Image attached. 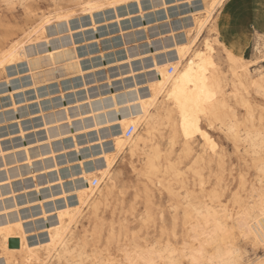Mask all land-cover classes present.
Listing matches in <instances>:
<instances>
[{
  "label": "bare ground",
  "instance_id": "obj_1",
  "mask_svg": "<svg viewBox=\"0 0 264 264\" xmlns=\"http://www.w3.org/2000/svg\"><path fill=\"white\" fill-rule=\"evenodd\" d=\"M8 1L14 2V0ZM29 1H26V3ZM73 1L75 2H72V4H75L66 8H58L56 6L55 10L42 12L23 31L22 35L12 38L0 47V73H4L7 66L25 58L32 69L41 68L35 73L39 77V80L46 81L52 79L56 77L55 72L65 69L67 73H73L71 74L73 76H83V89H86V95L81 97L77 96L78 90L73 89L76 96L74 99H69L67 104L71 102L76 103L72 105H67L66 102L58 103L57 106L59 105L60 107L42 114L44 118L42 129L47 131L46 141H41L43 139L39 137L31 145H24L22 147L15 145L10 152H5L0 147V155L3 158L0 170L2 172L0 175V255L3 257L5 264H104V262H93L89 254L85 255L87 238L93 234L95 236V233H91L94 230L90 232L91 228L81 229L84 233L80 235L79 232L77 235L75 231L76 226L74 227V225L78 223L79 218L84 213V209L87 207L90 210L91 220H100L103 217L100 216L103 213V206L107 205L109 198L120 194V192H117L119 182H117L116 172L114 173L113 170L117 160H119L118 157L123 154L129 155L131 159H138L140 161L141 166L138 173L146 178V182H150V184H145V190H150L149 186H151V183L156 182V184L158 183L166 187L167 190L165 191L169 192L168 197H171L172 200L175 198V200L177 199L176 201L182 202L185 205L183 210L181 209L183 212L182 225H184L183 229H186L187 232H184L186 238H184L183 245L180 243L181 247L173 246L171 243L164 245L162 241L160 242L164 246H158L156 243L158 241L151 245H140L136 241L130 242L129 246L125 244V247L120 248L123 253L120 257L107 258L109 261L107 264H231V262L237 260L240 261V264H252V262L262 259L258 257V259L250 260L249 257L243 260L246 255L243 257V251L238 247V243H235V239L238 236V238L241 237L246 242L250 240L254 247H261L264 250V246H262L264 241H261V236L264 235L261 232V228H264V223H261V211L264 208V183L261 182L264 180V107H262L261 112L259 111V115H256L249 92V87H251L257 94L260 93L264 96V70L256 71V73L251 71L249 64L245 61V57L242 56L244 48L241 46L235 45V49H231L223 45L224 51L232 64L230 68L232 85L230 91H228L226 88L228 86L229 73L227 75L221 69L213 44H209L208 46L210 51H203V45L197 46L207 25L211 23L210 31H213L211 33L214 34V38H205V40L212 41L214 45L216 43L222 44L215 31L213 19L218 7L223 5L225 0H203V7L201 9L192 11L184 16V18H192L191 22L178 26L183 28L182 32L185 34L182 32L177 34L174 31L176 28L172 26L173 28H170L171 32L164 36L173 37V42L171 44L163 43L162 47L164 51L162 52V49L160 50L161 52L157 53L164 55V52H168L169 56L164 59L162 58L163 60L161 61H155L152 69L147 74L143 75L137 72L132 64L136 59L143 58V55L140 56V54H145L147 51L143 48L145 47L144 43H138V45H135L138 52L134 53L135 55L138 54V57L132 58L129 55L127 60L112 64L117 66L119 72L123 74L125 72L122 71L121 66L129 64L130 70L129 73L127 72L128 75L125 76V79L112 81L110 76H105L104 79L107 81L100 85H90V83L96 82L98 78L102 77L95 74V72L99 71L98 68L84 70L81 66V59L77 53L78 50H76L77 45H75L74 34L79 31L85 32L88 29L96 30L97 25L93 15L105 9H117L121 5L137 3L143 14V5H141L143 0ZM166 2L165 0H152L151 7L153 10L159 9L161 5L167 7ZM33 3L34 1L31 4ZM79 5L82 6L80 11L92 16L93 26L91 28L82 20L84 22L80 21V24L76 26L79 29L73 30L70 21ZM137 15L139 16L140 14ZM156 24H159V22ZM149 27L145 25L143 29L147 30ZM193 33L195 34L192 35ZM54 34H57V37L50 39L49 36ZM181 34L186 35L185 38L177 37V35ZM121 35L123 36L125 33L122 31ZM99 41L100 39L97 38L87 41L86 44ZM261 43L255 45L254 49L256 52L263 54L264 42ZM176 53L179 54L177 61L173 60ZM33 54L36 56L30 59L29 56ZM155 55L153 53V56ZM196 60L199 61L200 65L198 62L194 63V65L198 64V67L193 68V73L195 74L193 77L194 84L189 85L188 75H185L184 69L189 61ZM168 66H173L174 71L170 72ZM232 86L235 90L233 97L237 105L239 104L246 108L244 116H239L231 104ZM111 87H114L113 91L110 90ZM61 97L64 98L65 95L62 93ZM47 98L52 99L53 96ZM10 114L5 115L4 113L5 116H10ZM35 119L37 120V118ZM186 121L188 124L187 137L184 135ZM23 124L25 123L23 122ZM131 125L135 126V130L131 136L126 137V130ZM116 126V129H112ZM216 126L222 131H220L221 133L233 140L238 150H240V146L242 145L243 162L245 161L246 163L249 158H252L253 163L255 162L254 164H256L261 173L258 187L251 185L249 190H244L245 193H242L243 189L241 191L239 189L237 196H233L232 208L229 207L230 204L227 206L229 200L227 204H223L220 200L221 198L219 199V187H226L225 184L223 185V181H225L226 160L225 154L217 149L219 148V144L212 140L214 134H212L213 131L211 132V130ZM80 133L97 134V137L90 139V143H87L91 148L94 145H99L101 148L97 155H94V153L90 155L91 158L89 160L93 161L95 166L87 170L83 169L77 177L81 181L71 191V194L76 196L75 203L67 201L58 202V204L50 208L56 211V217H54L51 225L47 227V238L30 244L27 240V230L24 227V218L29 215L21 213L20 209L33 207L36 202L33 203V199H29L24 195L20 196L16 193V189L14 188L16 186L13 187V182L20 179L24 173L35 172L39 169L45 170L47 173L58 171L59 165L56 161L58 153L51 146L52 142L69 136H72L75 140L76 135ZM22 134L24 133L22 132ZM197 140L201 142L200 150L198 153H194ZM75 146L79 148L77 142ZM214 148L215 151H213ZM195 150L197 149L195 148ZM207 155L210 156V161H216V165L220 171L218 177L222 178V182H218L217 179L216 184L218 187H215L211 191H206V176L203 178V167L198 166L199 162L204 160ZM247 157L248 160H246ZM188 158L190 160L184 163V160ZM78 163L83 166L84 161L80 159ZM133 167L137 169V166ZM185 167L191 170L192 173L194 172L193 174L195 175H190ZM204 167H206V164ZM183 169L186 170L187 175L196 176L194 177L196 179L195 182L191 181L192 183H187L185 179L186 173ZM198 176L199 181H197ZM169 177L178 179L180 190L175 188L177 185L174 187L169 183ZM92 178H98L99 182L97 185H93ZM59 184H61V188H58V190L61 189V191L55 192L54 189ZM59 184L49 185L51 189L50 196L59 194L57 198L67 197L68 194L62 187V181ZM159 188L163 187L159 186ZM161 190L162 192L164 191V189ZM151 192H153L152 189ZM39 203L42 206L44 201H39ZM146 204L149 206L147 201ZM43 212L45 215L46 212ZM148 213L150 214V212ZM176 216L174 219L178 218ZM92 228L94 227L92 226ZM125 231L127 233V230ZM85 232L88 233L87 236H85ZM109 236L113 240L111 235ZM123 236L124 233L122 234ZM165 236L167 237V234ZM117 237L116 240L118 239ZM14 239H17L18 242ZM166 239L167 241L169 240L168 237ZM111 240L110 242H112ZM153 240L154 238L152 242ZM178 241L180 242L181 240L179 239ZM115 242L117 243V241ZM114 245L116 247V244ZM94 246L97 247V245ZM245 246L247 247V245ZM105 252L107 253V250Z\"/></svg>",
  "mask_w": 264,
  "mask_h": 264
},
{
  "label": "rangeland",
  "instance_id": "obj_2",
  "mask_svg": "<svg viewBox=\"0 0 264 264\" xmlns=\"http://www.w3.org/2000/svg\"><path fill=\"white\" fill-rule=\"evenodd\" d=\"M26 1H29V0H25V1L24 0H18V1L14 0L15 2L14 4V2L11 3V1H8V0H6V3H5V0H0V39H1L0 47L5 45L12 38H16L22 35L23 31L27 29L29 25H31L36 20V18H38L39 15L42 14V12L55 10L57 8L56 6H58V8H61V7L66 8L70 5L75 4V3L72 4V2H75L73 0H56V1L55 0H45V1L41 0V2L40 0H31L27 3ZM33 1L34 3L31 4ZM151 1L152 0L142 1L143 3L141 5H143L142 6L143 14L141 13L139 5L137 3H128L126 5H121L117 7V9L112 8V9H105L104 11L96 12L94 13L95 16L93 15V18L96 22L97 29L96 30L88 29L85 32L79 31L74 34V41H75V45H77L76 47V50H78L77 53L81 59L80 60L81 66L83 67L84 70L98 68L99 71L95 72V74L98 75L99 77H102V78H98L96 82L94 81L90 83V85H94V84L100 85L104 83L105 81H107L106 79H104L105 76L106 77L110 76L112 81H119V80L125 79V76L128 75L129 70H130L129 64H125L121 66L122 71L125 72L124 74L120 73L119 70L117 69V66L112 65V64H116L117 62L127 60L129 55H131L132 58L138 57L139 56L138 54L136 55L134 54L135 52H138L137 48L135 47V45H138V43H142V44L144 43L145 47L143 48L146 49L147 51L145 52V54L144 53L140 54V56L143 55V58L136 59L135 61H133L132 64L136 68L137 72H140L143 75L147 74L152 69L155 61H161L165 57L169 56L168 52H167L168 54L164 52L165 53L164 55L157 54L159 53L160 50L163 49L162 47L163 43L171 44L173 42V37L164 36V35L169 34L171 32L170 28H173V27L176 28L174 29V31L177 34H180L183 31V28H180L178 26L192 21L191 17L184 18V16L188 15L192 11L199 10L203 7V0H175V1L165 0V2L167 1L166 2L167 7H164L163 5H161L159 9L153 10V8L151 7ZM227 1L228 0H225L224 3H226ZM7 3L9 4V6ZM13 5L14 7H12ZM223 5L218 7L217 11L214 14V19H213L215 31L217 32L218 38L221 40L222 44L216 43L214 45L212 41L205 40V38H210V39L214 38V34L211 33L213 31H210L211 30L210 28L212 25L211 23L207 25L205 32L203 33L200 40L198 41L199 44L197 43V46L203 45V49H204L203 51H207V50L210 51L208 46L209 44H213V47H215V55H216L218 63L220 64L221 69L225 72V74L228 75L229 73L228 86L226 89L230 91L231 85H232L230 68L232 64L230 60L228 59L226 52L224 51L223 45H225L228 48L230 47L225 44L218 30V16H219L220 9ZM81 7H82L81 5L77 6V10L74 13V16L71 17L70 24L73 30L79 29V27L76 28V26H78L80 24V21L82 20L85 21L88 27L91 28L93 26L92 16L90 14H84L82 11H80ZM137 14H140V15L138 16ZM157 22H159V24H156ZM73 23H76V24H73ZM145 25L150 26V27L147 30H145L143 29ZM122 31L125 33V35L123 36L121 35ZM135 31H136V34H135ZM194 34L195 33H193L192 35ZM185 36L183 34L177 35V37H181V38L182 37L185 38ZM255 36L256 37L254 41L248 40V44H250L249 48H247L245 53L242 54V56L245 57V61L249 64L250 69L253 73H256V71L258 72L260 70H264V53L263 54L258 53L254 49L255 45L262 44L261 42H264V35L262 33H257ZM49 37L50 39L55 38L57 37V34L50 35ZM97 38L100 39L99 42H91L89 44H86L87 41H91ZM148 43H149V46H148ZM152 44H154L155 46ZM236 45L239 47V43H237ZM241 47L243 48L244 46H241ZM163 51L164 49L162 50V52ZM153 53L156 55L153 56ZM178 53H176V56L173 60H176V61L178 60L177 58L179 55ZM33 56H36V55L35 54L30 55L29 58L31 59ZM253 56H255V58H253ZM142 62L144 65L142 64ZM196 62H198V64L200 65L198 60L189 61L186 64V67L184 69L185 75H188L189 85L194 84L193 77L195 74L193 73V68L198 67V64L194 65V63ZM40 69L41 68L32 69L27 59L23 58L20 61L16 62L15 64L7 66L6 71L4 73H0V113H1L0 117H3V118H0V127H1L0 128V147L5 152L12 151L15 145H17V147H22L24 145H31L35 142L34 140L39 137L43 139L41 141H46L47 131L45 129H42L44 126L43 125L44 118L42 114L55 110L58 107H60L59 105L57 106L58 103L66 102L67 104L69 99H74L76 95L73 92V89L78 90V93H77L78 97L86 95V89H83V79H84L83 76H80V75L73 76L71 75L73 73L69 74L64 69V70L55 72L56 77L49 79L50 81L49 80L42 81V80H39V77L37 75H35V73L39 71ZM142 85H144V83H142ZM110 90L113 91L114 87H111ZM234 92L235 90L233 89V86H232L231 104L233 105L234 109L236 110L239 116H244L246 108L242 107V105H239V104L237 105L236 100L233 97ZM249 92H250L251 102L253 104V107L255 108V113L256 115H259L262 107H264V96H262L260 93L257 94L254 89H251V87H249ZM62 93L65 95L66 98L61 97ZM40 94L42 95L40 96ZM50 96H53V98L52 99L47 98ZM74 103L71 102V103H68L67 105H72ZM4 113L5 115H9L10 113L11 114L13 113V114L12 115L10 114V116H5ZM15 117H17L18 119ZM35 118H37V120ZM23 122L25 124H23ZM24 127H25V130H24ZM116 128L117 126L112 129H116ZM218 129H219L218 126H216L213 130H211V132L213 131L212 134H214L213 135L214 138H212V140L219 144V148L217 149L221 151V153L225 154V160H226L225 171H224L225 181H223L224 182L223 185L225 184L226 187L225 186H222V188L219 187L220 189L219 199L221 198L220 200L223 204H227V201L229 200L228 201L229 203L227 204V206H229L230 204L229 207L232 208V205H233L232 204L233 203L232 194L236 192L237 189H240V191L241 189H243L242 193H245L246 190L250 189L251 185H256L258 187L259 186L258 181H259L261 173L259 172L260 170L256 167V164H254L255 162L253 163L252 158H249L248 160V157H247L246 160L248 161H246V163L245 161L243 162L242 157L244 156V154H243L242 145L240 146V150H238L233 140L227 137L225 134L221 133L222 131ZM22 132L24 134H22ZM95 137H97L96 133H91V134L80 133L76 135L75 140L73 139L72 136H69V137H64V138H61V139H58L52 142L51 146L55 149L56 153H58L56 157V161L58 162L59 170L47 173L45 170L39 169L35 172L24 173L20 179L13 182V187L16 186L14 187L16 189L15 190L16 193H18L20 196L24 195L28 197L29 199H33L34 201V202L32 201L33 203L36 202V204L33 207H28L27 209L25 208L20 209L21 213L29 215L28 217L24 218V221H25L24 227H25V230H27L26 231L27 240L30 244H34L37 241L44 240L47 238V235H48L47 227L51 225V222L54 220V217H56L55 216L56 211L50 209L53 205L58 204V202H66V201L69 203L76 202V196L74 194H71L72 193L71 191H73L74 187H76L78 183L81 181L77 177L81 174V171L83 169L87 170L95 166L94 162L89 160L91 158L90 155L91 153H94V155L95 154L97 155L98 151L101 149L99 145H94L92 146V148L88 146V144L90 143L89 140ZM76 142L78 143L79 148H76L75 146ZM200 145H201V142L197 140L195 143V148L197 150H195L194 148V153L199 152ZM76 149H78L79 151L78 150L76 151ZM206 157L209 160L205 159ZM209 157H210L209 155L205 156L204 158L205 161L204 160L200 161L198 165L199 167H203L202 169L203 170L202 173L204 176L203 178H205L206 176L205 178L207 182V184H205L207 185L205 186L206 191H211L215 187H218L216 183H217L218 176L220 175V171L216 165L217 164L216 161H210ZM80 159L84 161L83 166H81L78 163ZM118 159L120 161L117 160V163L113 171L114 173L116 172L117 182H119L117 192H120V194L113 195L112 197H110L107 205L103 206L104 207L103 213H101L100 216H103L104 218L101 217L100 220H97V221L91 220V215L89 213L90 210L87 207L84 209V213L79 218L78 223L74 225V227L76 226L77 228V229L75 228L77 235L79 232H80V235L83 234L84 232L82 230H85L86 228L87 229L91 228L90 232L94 230L91 233H95V236L93 234V235H90L92 238L91 237H88L90 239L87 238L88 241H87V244L85 245V249H86L85 255L87 256L89 254V257L92 258L93 262L94 261L104 262V264H107L109 263L108 259H112L113 257H117V256L120 257L121 254H123L120 248L125 247L126 246L125 244H128L129 246L130 242H133V241H136L140 245H144V244L151 245L153 243L155 244V242L158 241L159 244L158 242H156L158 246H164L167 243H171L173 246L181 247L183 245L184 238H186L185 233L187 232L186 229H183L184 225H182L183 224V214H182L183 212L181 211V209L183 210V207L185 205L182 202L176 201L177 199L175 200V198L173 199L175 201L172 202L173 201L172 198L168 197L169 192L165 191L167 190L166 187L158 183L156 184V182L153 184L151 183V186H149L150 190H145L146 188L145 184L147 183L150 184V182H146V178L144 176L139 175L138 171L141 166V163L138 159L136 160L131 159L129 158V155L127 154L125 155L123 154L119 156ZM132 160L135 162H133ZM189 160H190L189 158L185 159L184 163H187V161ZM2 162H3V158L0 155V170L2 167L1 166ZM132 162L135 164L133 165ZM205 164L207 168L204 167ZM132 165L137 166L136 167L137 169H134ZM233 165H235V167H233ZM186 170L189 171L188 173L190 175H195L193 174L194 172L192 173L191 170L187 168ZM186 170H184L185 173H186ZM188 173L185 174V179L187 180V183L190 184L193 181L195 182L196 179H194V177L196 176H189L187 175ZM1 174L2 172L0 171V175ZM33 174H35V176H33ZM241 175L244 176L243 183L240 180ZM174 179L175 178L169 177L168 178V180L170 181L169 183L172 184L174 187L175 185H177L178 187L176 186L175 188L177 190H180L179 188L180 183L178 179L177 180L176 179L174 180ZM198 179H199V176L197 177V181H199ZM60 181H62V187L65 190V192L68 194V196L59 197V198H57L58 197L57 195L59 194H56L55 196H50L51 189L49 185L55 184V183L59 184ZM20 185L21 187H19ZM158 185L163 187L161 188V189H164L163 192L159 188ZM58 188H61V184L55 187L54 189L55 192L61 191V189L58 190ZM153 188L156 190H154ZM151 189L153 192H151ZM119 195H121L120 198H119ZM39 201H44L42 206L39 203ZM146 201L149 204V206L146 204ZM43 211L46 212L45 214L46 216L44 215ZM162 211L164 213L165 220H164L163 225L161 226L164 227L165 229L164 231L160 230V226H158V222H156V218L159 216V214ZM147 212H150V214L149 213L147 214ZM86 213H89V214H86ZM143 214L145 215L143 216ZM146 215L148 218L146 217ZM175 216L178 218L174 219ZM140 217L143 219H141ZM150 217L152 218L154 222L150 223V225L149 224L144 225L143 221L149 219ZM137 219H138V222H137ZM113 220H114V224H113ZM173 220L176 222V225H177L175 233H173L172 227H171ZM132 221L134 224L132 223ZM92 226L94 228H92ZM136 229L139 231H137ZM125 230H127V233ZM123 233H124V236H123L124 238L122 237ZM165 234H167V237L169 239L168 241L166 239L167 237L165 236ZM109 235H111L114 241L111 240V238H109L110 237ZM116 237L118 238L117 240H116ZM153 238L154 240L152 242ZM179 239L181 240L180 242L178 241ZM110 240L112 242H110ZM115 241H117V243ZM160 241H162L164 245ZM113 242L114 244H116V247L113 244ZM110 243H112V245H110ZM180 243H182V245ZM235 243L236 244L238 243L237 244L238 247H240L241 250L243 251L242 252L243 257L245 255L247 256V257L245 256L243 260H246L245 258H249V257H250L249 258L250 260L258 259V257L264 258V250L261 247L259 248L254 247L250 240L246 242V240L241 239V237L238 238L237 236V238L235 239ZM249 244L251 245L249 246ZM94 245H97V247ZM245 245H247V247ZM99 250L100 252L98 253ZM105 250H107V253L105 252ZM93 252H94V256H93ZM108 253H111V254H108ZM94 257L96 260L94 259ZM91 258H89V260H91ZM184 261L186 260L184 259ZM0 264H5V261L1 255H0Z\"/></svg>",
  "mask_w": 264,
  "mask_h": 264
},
{
  "label": "crops",
  "instance_id": "obj_3",
  "mask_svg": "<svg viewBox=\"0 0 264 264\" xmlns=\"http://www.w3.org/2000/svg\"><path fill=\"white\" fill-rule=\"evenodd\" d=\"M218 30L226 45L232 49L239 43L245 53L248 40L264 34V0H228L220 9Z\"/></svg>",
  "mask_w": 264,
  "mask_h": 264
},
{
  "label": "snow or ice",
  "instance_id": "obj_4",
  "mask_svg": "<svg viewBox=\"0 0 264 264\" xmlns=\"http://www.w3.org/2000/svg\"><path fill=\"white\" fill-rule=\"evenodd\" d=\"M184 135H185V137L188 136V124H187V121L185 122V133H184ZM213 151H215V148L213 149ZM233 167H235V165H233ZM240 180L243 183V181H244V176L243 175H241ZM218 182H222V178L221 177H218ZM261 182L264 183V180H262ZM238 192H239V189H237L236 192L233 193V196L236 197ZM164 220H165L164 213L161 212L159 214V216L156 218V222H158V226H160V230L161 231L165 230L164 227L161 226V225H163ZM143 222H144L145 225H148V224H150V223H152L154 221L150 217L148 220H144ZM261 223H264V208H262V211H261ZM171 227H172L173 233H175L177 225H176V222L174 220L172 222ZM261 232L264 233V228H261ZM87 234L88 233L85 232V236H87ZM245 239H246V237H245ZM261 241H264V235L261 236ZM262 246H264V244H262ZM231 264H240V261L239 260L233 261V262H231ZM252 264H264V258L260 259L259 261H254V262H252Z\"/></svg>",
  "mask_w": 264,
  "mask_h": 264
},
{
  "label": "built area",
  "instance_id": "obj_5",
  "mask_svg": "<svg viewBox=\"0 0 264 264\" xmlns=\"http://www.w3.org/2000/svg\"><path fill=\"white\" fill-rule=\"evenodd\" d=\"M169 71L170 72H173L174 71V67L173 66H170L169 67ZM134 130H135V126L134 125L129 126L127 128V130H126V137L131 136L133 134ZM98 182H99L98 178H93V185L94 186L97 185Z\"/></svg>",
  "mask_w": 264,
  "mask_h": 264
},
{
  "label": "water",
  "instance_id": "obj_6",
  "mask_svg": "<svg viewBox=\"0 0 264 264\" xmlns=\"http://www.w3.org/2000/svg\"><path fill=\"white\" fill-rule=\"evenodd\" d=\"M16 242H18V240L17 239H14Z\"/></svg>",
  "mask_w": 264,
  "mask_h": 264
}]
</instances>
